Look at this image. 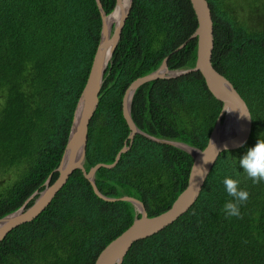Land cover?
Masks as SVG:
<instances>
[{
  "label": "trees",
  "instance_id": "1",
  "mask_svg": "<svg viewBox=\"0 0 264 264\" xmlns=\"http://www.w3.org/2000/svg\"><path fill=\"white\" fill-rule=\"evenodd\" d=\"M206 1L214 30L212 65L245 101L250 139L240 150L221 153L194 205L134 243L122 264H264V183L253 184L238 166L257 138L264 139V0ZM100 3L109 15L116 0ZM101 27L95 0H0V218L40 192L51 174V182L56 179L52 172ZM196 27L190 0H132L89 123L86 172L111 164L124 146L130 130L122 98L130 83L165 58L170 71L194 67L197 41L188 39ZM220 110L201 75L192 72L138 88L130 115L147 136L203 149ZM191 163L188 153L137 134L117 165L97 170L94 182L104 197L135 198L153 217L185 188ZM225 178L238 180L249 193L239 218L223 212L232 200ZM139 216L129 202L100 199L81 171H74L35 220L0 241V264H94Z\"/></svg>",
  "mask_w": 264,
  "mask_h": 264
},
{
  "label": "water",
  "instance_id": "2",
  "mask_svg": "<svg viewBox=\"0 0 264 264\" xmlns=\"http://www.w3.org/2000/svg\"><path fill=\"white\" fill-rule=\"evenodd\" d=\"M102 27L92 64L85 85L76 103L66 145L57 168L56 179L51 182L48 177L40 192H34L16 211L0 218V241L15 228L35 220L50 204L56 193L64 186L74 171H81L84 178L90 183L94 193L105 201L129 202L140 215L119 236L107 244L97 255L94 264H122L124 257L132 245L164 230L183 216L198 199L202 187L214 166L218 156L224 152H234L243 148L250 139L252 119L250 111L233 85L212 65V50L214 43L213 21L210 7L206 0H190L197 19V27L191 37L196 39V59L191 69L170 71L167 67V58L160 66L137 79L126 88L122 98V116L130 130L124 146L116 154L111 164H96L88 172L84 169V160L87 145L89 123L94 116L99 102L103 76L118 45L125 21L129 15L132 0L128 6L122 7L121 0H116L115 9L109 15L102 9L100 0H95ZM115 11L119 13V20L111 26L108 18ZM113 28V30H112ZM182 44L175 51L181 49ZM192 72H198L204 80L209 93L220 103L221 110L216 123L209 135L208 142L203 149H197L183 143L153 138L138 130L130 115L131 102L135 91L141 86L159 79H175ZM227 121L231 125L229 136H222V123ZM139 134L149 140L163 145L173 146L192 158L185 188L164 212L149 217L142 202L129 196L120 198H106L98 191L94 176L100 168L113 169L121 156L128 152L134 137ZM33 201L30 206L27 204Z\"/></svg>",
  "mask_w": 264,
  "mask_h": 264
},
{
  "label": "clouds",
  "instance_id": "3",
  "mask_svg": "<svg viewBox=\"0 0 264 264\" xmlns=\"http://www.w3.org/2000/svg\"><path fill=\"white\" fill-rule=\"evenodd\" d=\"M238 166L253 184L264 183V139L257 138L255 145L238 160ZM222 183L226 193L232 198L224 205L223 212L226 217L239 218L240 206L247 201L249 193L239 188V181L236 179L225 178Z\"/></svg>",
  "mask_w": 264,
  "mask_h": 264
},
{
  "label": "bare ground",
  "instance_id": "4",
  "mask_svg": "<svg viewBox=\"0 0 264 264\" xmlns=\"http://www.w3.org/2000/svg\"><path fill=\"white\" fill-rule=\"evenodd\" d=\"M121 4H122V7H127L128 4H129V0H121ZM119 20V13L117 11H115V13L108 18V22L109 24L112 26L113 24H115L116 22H118ZM231 132V125L227 122V121H224L222 123V136H229Z\"/></svg>",
  "mask_w": 264,
  "mask_h": 264
},
{
  "label": "rangeland",
  "instance_id": "5",
  "mask_svg": "<svg viewBox=\"0 0 264 264\" xmlns=\"http://www.w3.org/2000/svg\"><path fill=\"white\" fill-rule=\"evenodd\" d=\"M114 25H115V24H113V26H114ZM112 30H113V28H112ZM5 179L8 180V181L11 179V176H10L9 173L5 175Z\"/></svg>",
  "mask_w": 264,
  "mask_h": 264
}]
</instances>
